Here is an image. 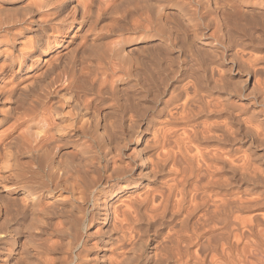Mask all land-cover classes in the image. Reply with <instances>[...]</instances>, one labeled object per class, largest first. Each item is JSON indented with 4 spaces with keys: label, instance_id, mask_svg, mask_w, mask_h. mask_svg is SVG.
<instances>
[{
    "label": "bare ground",
    "instance_id": "bare-ground-1",
    "mask_svg": "<svg viewBox=\"0 0 264 264\" xmlns=\"http://www.w3.org/2000/svg\"><path fill=\"white\" fill-rule=\"evenodd\" d=\"M263 109L264 0H0V264H264Z\"/></svg>",
    "mask_w": 264,
    "mask_h": 264
},
{
    "label": "rangeland",
    "instance_id": "rangeland-1",
    "mask_svg": "<svg viewBox=\"0 0 264 264\" xmlns=\"http://www.w3.org/2000/svg\"><path fill=\"white\" fill-rule=\"evenodd\" d=\"M259 108V107H258ZM261 108H259V110H260ZM264 110V109H263ZM264 112V111H263ZM263 112H260V115H264V113ZM260 118H263L262 116L260 117Z\"/></svg>",
    "mask_w": 264,
    "mask_h": 264
}]
</instances>
